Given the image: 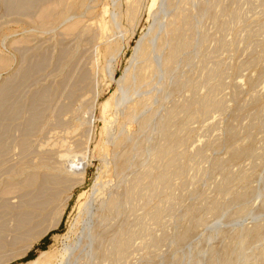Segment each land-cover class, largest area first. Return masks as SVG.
<instances>
[{
  "label": "rangeland",
  "instance_id": "1",
  "mask_svg": "<svg viewBox=\"0 0 264 264\" xmlns=\"http://www.w3.org/2000/svg\"><path fill=\"white\" fill-rule=\"evenodd\" d=\"M51 230L35 264H264V0H0V264Z\"/></svg>",
  "mask_w": 264,
  "mask_h": 264
},
{
  "label": "trees",
  "instance_id": "2",
  "mask_svg": "<svg viewBox=\"0 0 264 264\" xmlns=\"http://www.w3.org/2000/svg\"><path fill=\"white\" fill-rule=\"evenodd\" d=\"M54 233H56V230H51V231H49L42 239H41V241H40V243L36 246V247H34L32 250H30L29 251V253L27 254V255H25L23 258H22V261H28V260H31V259H33L35 256H34V251H35V249H37V248H42V249H44L45 247H43V246H41V245H43L49 238H50V236L52 235V234H54Z\"/></svg>",
  "mask_w": 264,
  "mask_h": 264
},
{
  "label": "bare ground",
  "instance_id": "3",
  "mask_svg": "<svg viewBox=\"0 0 264 264\" xmlns=\"http://www.w3.org/2000/svg\"><path fill=\"white\" fill-rule=\"evenodd\" d=\"M143 39V38H142ZM136 48V47H135ZM139 49V48H138ZM136 52V51H135ZM138 53V52H137ZM136 53V55H139V54H137ZM126 72V71H125ZM124 72V73H125ZM124 77H126V75L124 76ZM47 253H46V250H43V251H41V253H40V255H46ZM39 261V257H37V258H34V259H32L29 263L30 264H35V263H37Z\"/></svg>",
  "mask_w": 264,
  "mask_h": 264
}]
</instances>
